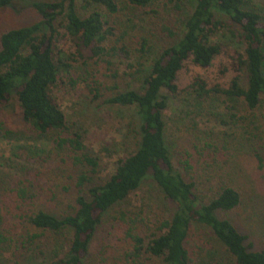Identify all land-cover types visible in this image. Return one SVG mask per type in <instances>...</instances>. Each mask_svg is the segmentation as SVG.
Returning <instances> with one entry per match:
<instances>
[{"label": "trees", "instance_id": "obj_1", "mask_svg": "<svg viewBox=\"0 0 264 264\" xmlns=\"http://www.w3.org/2000/svg\"><path fill=\"white\" fill-rule=\"evenodd\" d=\"M156 1L0 0V9L17 4L36 16L0 33V139L22 140L19 153L26 158L40 156L33 149L42 151L39 147L46 144L65 151V163L76 172L67 208L55 212L44 206L40 170L23 166L10 189L9 207L3 206L0 180V264H87L97 228L111 212L122 233V264H208L218 252L200 257L202 247L189 244L192 226L207 230L227 264H264V249L247 245L246 235L219 217L238 207L239 190L222 185L201 199L188 160L179 158L181 170L172 163L164 118L170 99L205 108L220 103L227 112L225 123L258 129L255 122H264V14L254 0H166L160 6ZM136 21L149 33L135 32ZM227 31L240 45L222 69L233 74L228 86L195 77L179 89L176 80L184 62L209 67L224 49L216 37ZM63 39L71 52L60 48ZM114 61L133 71L128 76L140 83L137 90H120ZM108 79L110 86H105ZM81 85L95 98L112 92L106 103L135 115L127 124L130 146L118 156L113 173L99 182L97 157L53 93ZM10 106L18 109L27 134L11 131L1 119ZM147 179L172 204L173 213L144 227L145 232L142 219L121 206ZM100 261L105 262L102 256Z\"/></svg>", "mask_w": 264, "mask_h": 264}, {"label": "rangeland", "instance_id": "obj_2", "mask_svg": "<svg viewBox=\"0 0 264 264\" xmlns=\"http://www.w3.org/2000/svg\"><path fill=\"white\" fill-rule=\"evenodd\" d=\"M165 1L158 0L156 4L160 6ZM253 4L264 14V0H254ZM190 9L191 5L184 7L185 13ZM35 19L31 10L17 4L0 9V33L6 28L27 25ZM133 24L137 27L135 32L150 31L140 21ZM216 40L224 47L222 53L207 68L196 67L190 60L185 61L177 75L179 89L187 88L195 77L203 79L208 85L228 86L233 74L223 72L222 69L234 57L233 49H239L240 45L228 31L219 33ZM59 46L64 51H72V46L66 39ZM114 62L119 75L116 84L120 90H137L140 83L128 76L133 71L125 63ZM111 81L105 80V86H110ZM53 93L67 121L73 124V130L81 133L84 145L98 159L95 182L105 180L113 173L118 156L130 146L132 137L127 132L130 129L127 124L135 120V115L132 110L106 103L112 96L110 91H102L95 98L93 93L81 85L54 89ZM169 101L164 118L173 165L181 170L177 164L179 158L188 160L192 173L197 178L201 199L210 197L222 185L237 188L240 193L238 207L226 215L219 214V217L229 219L246 235L247 245L250 243L255 249H264V122H255L258 129L250 124L243 129L240 125L224 122L228 118L227 112L220 103L205 108L206 106L186 105L178 99ZM1 119L11 131L28 133L20 121L17 108L10 106L1 111ZM21 146L24 144L18 138L13 141L0 139V180L5 189L3 206L11 205L13 195L10 189L13 181L21 177L25 166L43 173L40 182L44 188L42 198L45 208L52 212L66 209L74 190L76 172L70 163H65V151L61 152L46 144L45 147H39L42 151L33 149L40 156L26 158V154L19 153ZM11 159H16V164L12 162L10 165ZM33 206H38V203ZM121 209L140 217V229L145 232L144 227L152 228L157 220L173 213L172 204L163 198L150 179L122 204ZM111 213L104 215L97 228L87 264H99L101 256L105 260L103 264H122L119 255L122 233L111 219ZM189 244L202 247L200 257L212 251L218 252L215 258L205 261L206 263L227 264L226 260L222 261L226 257H221L223 250L209 239L206 229L192 226ZM97 252L99 254L96 255Z\"/></svg>", "mask_w": 264, "mask_h": 264}]
</instances>
